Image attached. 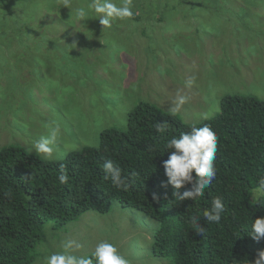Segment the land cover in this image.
Returning <instances> with one entry per match:
<instances>
[{
	"label": "rangeland",
	"instance_id": "1",
	"mask_svg": "<svg viewBox=\"0 0 264 264\" xmlns=\"http://www.w3.org/2000/svg\"><path fill=\"white\" fill-rule=\"evenodd\" d=\"M89 2L0 4V150L18 145L35 153L26 147L56 129L51 160L62 159L70 150L96 146L105 128L123 130L141 101L175 113L188 126L217 115L227 95L264 101V0H133L138 17L104 30L95 15L76 20L73 10ZM51 36L61 47L47 48L45 64L42 51L13 57L15 49L28 55ZM193 77L194 85L186 87ZM178 93L189 99L174 112ZM156 227L119 205L107 214L89 212L58 229L56 246L39 245L33 264L63 251L67 240L83 245L70 250L74 255L90 256L97 243L108 241L129 264H170L149 243ZM47 229L49 239L52 227Z\"/></svg>",
	"mask_w": 264,
	"mask_h": 264
},
{
	"label": "trees",
	"instance_id": "2",
	"mask_svg": "<svg viewBox=\"0 0 264 264\" xmlns=\"http://www.w3.org/2000/svg\"><path fill=\"white\" fill-rule=\"evenodd\" d=\"M5 2L0 0V4ZM55 15L56 20H64V16ZM93 22L89 21L88 26ZM45 39L44 45L31 49L28 55L25 49H15L13 57L31 58V52L42 51L45 64L47 48L61 47L60 40L52 36ZM220 106L215 118L205 116L188 126L175 113L141 101L128 115L125 129L105 128L96 146L70 150L58 160L42 159L18 145L3 146L0 264H33L39 245L49 242L51 249L59 242L63 231L58 229L89 212L107 214L113 205L136 210L156 223L153 252L167 257L170 264H252L257 253L264 250V239L256 242L249 235L253 221L264 217V101L233 94L222 98ZM7 110L4 108L3 113ZM164 122L166 131L157 133L155 125ZM204 125L218 137L217 176L202 197L181 201L172 196L170 185L162 187L167 180L162 164L170 155L166 145L193 126ZM106 160L121 168L126 178L123 187H114L111 178H106ZM61 165L69 177L67 184L58 181ZM153 194L159 196V201H153ZM216 197L226 207L219 224L203 218ZM193 216H198L205 228L203 236L194 233ZM47 226L53 229L49 239ZM55 229L58 231L53 236Z\"/></svg>",
	"mask_w": 264,
	"mask_h": 264
},
{
	"label": "clouds",
	"instance_id": "3",
	"mask_svg": "<svg viewBox=\"0 0 264 264\" xmlns=\"http://www.w3.org/2000/svg\"><path fill=\"white\" fill-rule=\"evenodd\" d=\"M133 7V0H119V3L116 0H90L86 5L75 8L74 14L77 21H84L87 17L95 15L104 30L110 28L114 21L130 20L135 15ZM194 83L195 78L193 77L186 82V87L191 88ZM188 99V96L178 93L172 111L179 112ZM166 125L167 122L157 123L155 125L156 132L166 131ZM56 135L57 130L53 129L49 136H42L39 140L34 141L31 150L42 155L45 159L55 158L51 145L55 142ZM217 144L218 137L208 125L193 126L189 132L181 133L179 137L170 139L166 145L170 155L162 164L167 178L162 187L170 185L174 189L172 196L181 201L202 197L217 176L215 166ZM103 170L106 178H111L114 187L121 188L126 184V178L122 176L121 168L115 165L112 160L104 162ZM68 180L69 177L64 174V168L61 165L58 181L60 184H67ZM261 185L264 186V181H261ZM182 188L185 189L183 192L180 191ZM152 199L157 202L159 196L153 194ZM211 204V208L204 211L203 218L209 223L219 224L222 215L226 212L225 204L220 197L214 198ZM191 224L194 233L197 236H203L205 228L201 226L198 216L192 217ZM249 235L256 242L264 239V217L256 218L253 221ZM62 247L63 251H54L47 255L43 264H129V261L120 253L119 248L108 241L97 243L90 256L72 254L70 250H78L83 247L76 240H67ZM252 264H264V250L257 253Z\"/></svg>",
	"mask_w": 264,
	"mask_h": 264
}]
</instances>
